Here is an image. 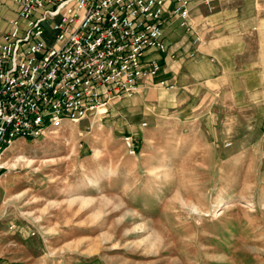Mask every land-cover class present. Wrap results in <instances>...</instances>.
Listing matches in <instances>:
<instances>
[{
  "label": "rangeland",
  "instance_id": "obj_1",
  "mask_svg": "<svg viewBox=\"0 0 264 264\" xmlns=\"http://www.w3.org/2000/svg\"><path fill=\"white\" fill-rule=\"evenodd\" d=\"M12 2L0 0V34ZM205 7L194 23L210 50L176 56L178 88L146 82L104 112L12 143L0 264H264V0ZM218 9L224 20L209 19ZM242 26L254 50L233 55ZM202 57L210 70L190 62Z\"/></svg>",
  "mask_w": 264,
  "mask_h": 264
},
{
  "label": "built area",
  "instance_id": "obj_2",
  "mask_svg": "<svg viewBox=\"0 0 264 264\" xmlns=\"http://www.w3.org/2000/svg\"><path fill=\"white\" fill-rule=\"evenodd\" d=\"M12 1L17 13L0 36V165L19 137L36 139L132 96L163 69L147 51H166L165 25L193 30V5L214 0ZM124 143L135 154L134 135Z\"/></svg>",
  "mask_w": 264,
  "mask_h": 264
},
{
  "label": "crops",
  "instance_id": "obj_3",
  "mask_svg": "<svg viewBox=\"0 0 264 264\" xmlns=\"http://www.w3.org/2000/svg\"><path fill=\"white\" fill-rule=\"evenodd\" d=\"M12 1V0H11ZM13 3V8L11 10L6 11V15L8 16V19H11L14 17L17 13V5ZM16 8H15V6ZM206 7L204 4L201 3H195L192 8V23H193V30L187 31L184 27H182L179 22H168L164 27V42L166 44V51H158L155 49H150L147 51V57H158L162 60L163 69L160 71V73L157 76L147 78L143 83L151 82L152 84H161L162 81H164V84H161L163 86H167L171 89L178 88V83L176 80H172V78H175V72L177 69V55H189V56H196L200 51L201 54L204 55L205 48L206 50H210V42L203 41V32L196 29L194 20L195 18H207L208 14L206 13ZM231 13L235 12L233 10H230ZM244 15L248 16V12L243 11ZM230 14V13H228ZM227 14V15H228ZM226 15V11L224 9H218L214 13L209 15V19L212 18V20H220L222 18V21L224 20V16ZM250 15V14H249ZM245 17V16H244ZM242 17V18H244ZM237 18L232 17L230 18L228 23H234ZM244 22L248 19L245 17ZM238 21V19H237ZM245 25V24H244ZM7 26V28H6ZM6 30L8 29V23H6ZM245 26H242V30L240 27L238 28L241 32V36L238 35V31H234L232 35L228 38V43L226 45V49L231 51L233 55H238L240 52H243L244 54L250 52L251 50H254V47L249 43L247 35L244 34ZM249 27V26H247ZM4 28V29H5ZM200 28V27H199ZM5 30V31H6ZM184 30V32H182ZM4 30L0 34V36L5 32ZM182 32V33H181ZM213 36V35H212ZM261 49L264 50L263 47L260 46ZM184 58V64L181 65L180 70H182L185 73H189V69L186 63H188V59L186 57ZM193 63H197L199 65L197 70L200 71H208L210 70L211 64L209 61L202 58L194 59L193 61H190ZM189 62V63H190ZM182 68V69H181ZM192 74V72L190 73ZM171 79V80H169ZM141 85V86H142Z\"/></svg>",
  "mask_w": 264,
  "mask_h": 264
},
{
  "label": "bare ground",
  "instance_id": "obj_4",
  "mask_svg": "<svg viewBox=\"0 0 264 264\" xmlns=\"http://www.w3.org/2000/svg\"><path fill=\"white\" fill-rule=\"evenodd\" d=\"M45 35H46V37H47V32L45 33ZM49 41V40H48ZM50 43H52L53 41L50 39V41H49ZM98 108H100L101 109V111H105L106 110V107H105V105H102V106H99V107H96V108H93V109H91L90 111L91 112H94L95 110H97ZM105 109V110H104ZM9 147L8 148H6L5 150H4V152H3V155H2V157H6V154H7V152L9 151Z\"/></svg>",
  "mask_w": 264,
  "mask_h": 264
}]
</instances>
